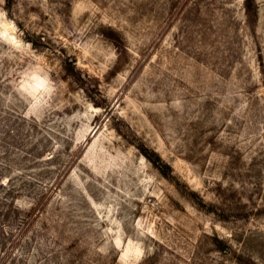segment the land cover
<instances>
[{
  "label": "rangeland",
  "instance_id": "374dc122",
  "mask_svg": "<svg viewBox=\"0 0 264 264\" xmlns=\"http://www.w3.org/2000/svg\"><path fill=\"white\" fill-rule=\"evenodd\" d=\"M255 7L0 0V264H264Z\"/></svg>",
  "mask_w": 264,
  "mask_h": 264
},
{
  "label": "trees",
  "instance_id": "16d2710c",
  "mask_svg": "<svg viewBox=\"0 0 264 264\" xmlns=\"http://www.w3.org/2000/svg\"><path fill=\"white\" fill-rule=\"evenodd\" d=\"M245 6H246V14L249 19L256 20L257 17V9L255 7V0H245ZM149 157V156H148ZM160 160V159H158ZM162 172L165 173V170L163 169V165H161L160 161H156L155 159L152 160Z\"/></svg>",
  "mask_w": 264,
  "mask_h": 264
}]
</instances>
